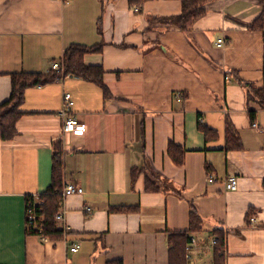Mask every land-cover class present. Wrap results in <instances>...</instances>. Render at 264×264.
<instances>
[{"label":"crops","instance_id":"1","mask_svg":"<svg viewBox=\"0 0 264 264\" xmlns=\"http://www.w3.org/2000/svg\"><path fill=\"white\" fill-rule=\"evenodd\" d=\"M133 2L0 0V104L12 73H49L70 45L104 43L84 57L103 67L104 85L68 74L31 86L17 135L0 136V264H264V107L241 82L264 89V29L249 27L262 0H211L191 33L150 25L181 14V0ZM65 92L86 133L62 131ZM229 125L241 149L226 148ZM58 140L65 184L84 193L63 197L70 230L43 239L27 233L26 201L51 185ZM171 143L184 149L182 165ZM148 175L168 188L147 190ZM231 175L239 180L232 191ZM191 201L203 219L196 231Z\"/></svg>","mask_w":264,"mask_h":264},{"label":"trees","instance_id":"2","mask_svg":"<svg viewBox=\"0 0 264 264\" xmlns=\"http://www.w3.org/2000/svg\"><path fill=\"white\" fill-rule=\"evenodd\" d=\"M211 0H181L182 13L167 17H150V25L155 22H160L167 27L176 26L186 33H191L195 23L208 12L207 6ZM132 5L134 2L132 0ZM262 13L249 27L252 29H264V0H262ZM151 27V26H150ZM98 31L102 33L101 18L98 21ZM104 43L100 42L95 45L72 44L64 52L62 57L63 70H51L45 72H14L12 73V91L7 100L0 104V136L3 140L14 138L17 133V122L24 114L21 107L25 100V91L31 86L46 84L65 75L73 74L88 81L96 82L104 85L103 75L104 69L101 65H88L84 61L87 53L98 52L102 49ZM241 80V79H240ZM243 84L248 86L249 99H256L262 107H264V89L263 87H254L251 83ZM252 118L254 114L252 113ZM206 135H209V130H206ZM142 135L145 138L144 121L142 122ZM242 141L233 125L227 127L226 132V148L241 149ZM53 168H52V183L41 193L42 199L45 201L41 213L44 216V229L32 230L27 228L28 234L39 235L44 234L48 238L63 236L64 230L59 226L56 220V214L62 208L63 190L65 186V153L63 150L62 140H58L53 145ZM169 153L178 165L184 163V149L177 147L171 143ZM139 168H132V179L135 180ZM146 188L149 191H161L168 188V183H161L153 180L149 175L146 176ZM163 183V184H162ZM124 210L122 206L116 207ZM190 231L199 230L202 227L203 219L193 201L190 203ZM175 233H171V236ZM226 236L217 238V252L225 247ZM179 251V250H178ZM122 264V260L110 261L108 264Z\"/></svg>","mask_w":264,"mask_h":264},{"label":"built area","instance_id":"3","mask_svg":"<svg viewBox=\"0 0 264 264\" xmlns=\"http://www.w3.org/2000/svg\"><path fill=\"white\" fill-rule=\"evenodd\" d=\"M138 11L139 8H136ZM226 44V39L224 37H220L217 40V45L220 47H223ZM51 70H63V64L60 60L53 61L51 65ZM175 97L178 99H182L184 97L183 93L176 92ZM75 101L70 92H65L64 94V103L63 108L60 110V115L62 117V131L64 133L67 132H78V133H86L87 131V125L86 123L80 119L79 116L76 114H72ZM254 127H258L257 123L253 124ZM215 178L213 176H210L209 181L213 182ZM225 187L228 190H236L239 185L238 177L235 175L229 176L225 181ZM84 188L80 185H78L75 182H68L64 186L63 190V197H67L69 195H75V194H83ZM45 201L42 199L41 194H32L28 196L26 201V226L28 229L32 230H39V232H42L44 229V216L41 213V210L43 208ZM88 211H91V208H87ZM65 211L63 209L59 210V212L56 214V220L58 222H63L62 229L65 232H68L70 230V226L66 223ZM255 217H251V221H255ZM40 236L43 239H47L44 234H40ZM193 241L195 239L193 238ZM213 243H217V239H214ZM81 247L80 242H75L70 246L71 252H77Z\"/></svg>","mask_w":264,"mask_h":264},{"label":"rangeland","instance_id":"4","mask_svg":"<svg viewBox=\"0 0 264 264\" xmlns=\"http://www.w3.org/2000/svg\"><path fill=\"white\" fill-rule=\"evenodd\" d=\"M27 227V226H26Z\"/></svg>","mask_w":264,"mask_h":264}]
</instances>
